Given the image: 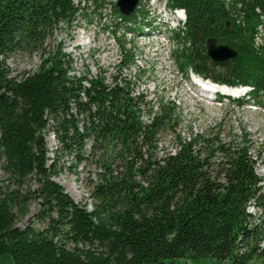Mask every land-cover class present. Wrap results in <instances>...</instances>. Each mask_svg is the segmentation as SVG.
<instances>
[{
  "label": "trees",
  "instance_id": "obj_1",
  "mask_svg": "<svg viewBox=\"0 0 264 264\" xmlns=\"http://www.w3.org/2000/svg\"><path fill=\"white\" fill-rule=\"evenodd\" d=\"M107 4L121 20L138 21L112 0H0V155L7 175L0 185V264H264V184L247 132L243 145H199L209 140L177 132L174 101L155 108L116 75L112 83L101 75L84 83L86 76L71 77L72 62L61 44L46 50L61 24L73 25L90 7L101 15ZM167 4L186 13L174 33L182 73L251 86L239 105L263 106L264 0ZM211 37L237 56L213 61L206 48ZM121 50L126 62L131 52L125 45ZM20 51H41L42 61L36 71L15 77L6 59ZM167 130L177 146L158 157ZM50 131L60 145L56 153L82 159L89 144L90 151H102L105 172L91 208L55 180ZM32 201L39 202L36 219L48 221L44 229L18 225ZM251 205L262 212L258 219Z\"/></svg>",
  "mask_w": 264,
  "mask_h": 264
},
{
  "label": "rangeland",
  "instance_id": "obj_2",
  "mask_svg": "<svg viewBox=\"0 0 264 264\" xmlns=\"http://www.w3.org/2000/svg\"><path fill=\"white\" fill-rule=\"evenodd\" d=\"M112 1L116 4L118 0ZM165 1L140 0L134 13L139 18L136 23L121 20L111 4L106 5L101 15L94 13L92 7L85 13L80 11L73 25L61 24L54 36L46 41V50L54 51L61 44L72 62L71 77L86 76L84 83L99 75L112 83L116 75L121 84L129 80L133 95H144L155 108L161 101H174L180 115L177 132L187 138L200 134L201 139L209 140L199 145L208 143L215 146L218 142L243 145L244 133L247 132L251 153L256 159V171L264 184V105L251 102L240 106L239 100L247 99L244 94L237 97L218 92L212 95L215 99L211 100L202 96L205 92L197 90L192 75L187 77L177 66L174 52L178 41L174 33L180 27L174 17L168 24L165 23L168 17H160L164 9L161 2ZM122 45L131 52V58L126 62H123ZM41 61V51H20L8 57L6 64L12 76L22 77L25 73L36 71ZM143 109L147 117L148 106ZM46 140L50 157L57 158L59 170L55 180L76 202L87 203L91 208L94 202L92 192L105 172L102 151H90L89 144L83 152L84 156L79 159L75 153L63 150L56 153L60 145L53 131L47 133ZM158 146V157L175 151L177 144L171 131L161 134ZM216 156L212 159L213 163L219 161L220 156ZM2 166L0 155V185L7 178ZM32 187H37V184L32 182ZM38 210L39 202L32 201L28 214L18 221V225L25 227L32 224L38 229L46 228L48 221L42 222L35 217ZM249 211L256 219L262 213L253 205Z\"/></svg>",
  "mask_w": 264,
  "mask_h": 264
},
{
  "label": "water",
  "instance_id": "obj_3",
  "mask_svg": "<svg viewBox=\"0 0 264 264\" xmlns=\"http://www.w3.org/2000/svg\"><path fill=\"white\" fill-rule=\"evenodd\" d=\"M140 0H118L116 5L124 16L135 13ZM207 54L215 62H226L237 56V51L228 44L220 43L217 38H208L206 42ZM218 85V84H217Z\"/></svg>",
  "mask_w": 264,
  "mask_h": 264
},
{
  "label": "bare ground",
  "instance_id": "obj_4",
  "mask_svg": "<svg viewBox=\"0 0 264 264\" xmlns=\"http://www.w3.org/2000/svg\"><path fill=\"white\" fill-rule=\"evenodd\" d=\"M175 12L176 15H179V10L172 11ZM183 13H185L184 10H182ZM176 21H179L175 18ZM82 39H79L81 41ZM192 80L198 87L197 90L201 92H205L202 96L207 99H213L214 97L212 95H217L218 92H221L224 95H231V96H242L244 94L243 87H229V86H223V85H217L213 84L209 81H205L202 78H200L197 75L192 74ZM203 85V86H201ZM215 99V98H214ZM73 194V193H72Z\"/></svg>",
  "mask_w": 264,
  "mask_h": 264
}]
</instances>
